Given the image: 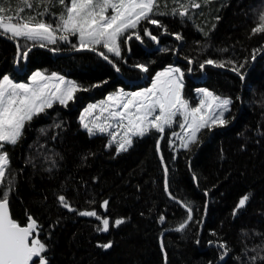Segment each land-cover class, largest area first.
<instances>
[{"label":"trees","instance_id":"16d2710c","mask_svg":"<svg viewBox=\"0 0 264 264\" xmlns=\"http://www.w3.org/2000/svg\"><path fill=\"white\" fill-rule=\"evenodd\" d=\"M30 2L19 15L53 24L64 11L56 0ZM194 2L200 7L159 0L165 14L153 18L162 27L141 21L134 29L140 40L125 44L121 37V57L107 54L119 71L96 53L78 52L72 35L47 49L35 44L25 61L17 60L23 40L0 32V78L27 82L35 71L57 73L87 89L34 116L18 143L0 150L9 157L6 177L14 178L10 214L21 226L29 215L36 220L47 264H264V32L253 33L264 0ZM180 4L187 7L183 17L173 14ZM21 6L23 0H0L6 9L0 15L15 17ZM208 59L223 66L201 68ZM141 64L148 79H141ZM171 65L184 72L187 97L199 100L196 91L207 89L232 100L226 125L201 129L187 148L175 126L152 129L119 152L109 135L84 127L86 106L119 88L137 90ZM61 195L77 211L63 206ZM183 205L191 208V220ZM86 210L107 217L109 231H98L95 217L78 214ZM116 219L124 223L114 226ZM109 242L110 248L100 246Z\"/></svg>","mask_w":264,"mask_h":264},{"label":"snow or ice","instance_id":"6c2138e0","mask_svg":"<svg viewBox=\"0 0 264 264\" xmlns=\"http://www.w3.org/2000/svg\"><path fill=\"white\" fill-rule=\"evenodd\" d=\"M56 2L64 6V11L58 17L55 26L44 20H37L32 15H19L25 11V7L28 9L33 7L30 0H23V6L18 8L15 17L0 15V30L3 34L13 40L23 39L33 42V45L25 43L23 46L17 43V60L27 59L32 46L37 42H40V47H45L44 41L49 44H56L57 40L68 42L69 35H72L78 37V45L74 44V48L95 51L97 55L108 60L119 71V67L109 59L107 53H112L120 58L121 37H124L123 43L125 44L132 39L133 34L137 40L141 39L139 33L125 36L129 29H137L141 21L162 27L160 22L153 17L165 14L159 11V0H56ZM189 3L192 7H200L194 0H189ZM180 9L174 10L173 14L178 11L181 17L185 16L187 7L180 4ZM5 11V7H0V13ZM39 14L44 15L43 12ZM258 19L259 26L253 29V33L264 32V12L259 14ZM5 20L8 22L6 23ZM143 34L152 40H157V37L152 35L147 28L143 29ZM175 38L182 39L179 34H176ZM253 59H255V55H253ZM188 62L189 64L193 63L191 59ZM205 64L223 66L222 63L208 59L201 63L200 67L204 68ZM138 67L141 71H148L147 66L143 64ZM232 70L237 71L241 79L244 78L237 68L233 67ZM182 80L181 69L169 67L156 74L151 88L128 94L120 92L108 97L113 108H122L121 111H111L110 117L120 121L117 127H126L125 139L119 143L118 152L127 151L132 146V136H143L151 128L163 133L165 127L171 126L177 116H182L184 119V123L180 124V127L187 126L190 130L187 139L182 142L185 148L190 143L196 142L197 133L201 129L211 128L213 125L224 126L228 123L224 117L225 113L230 111L229 106L232 104L230 98H220L207 89H201L199 91L205 99L200 101L199 106L190 107L188 101L182 96ZM61 85L64 87L62 88ZM98 86L94 85V87ZM80 90L86 91L87 89H81L75 82L66 81L63 76L57 73L45 75L39 71L34 72L30 77V83H13L7 76L0 79V150L4 149L6 144L16 145L18 143L23 135L26 122L31 121L34 116L46 108H51L54 101L66 105L67 101L72 100L74 94ZM208 98H211V103L207 102ZM96 107L97 105H91L88 111H92ZM205 107L210 111L203 112L202 109ZM124 121H127V125H124ZM84 127L90 134L93 133V128L88 124H84ZM96 127L100 132L105 131V127L102 125ZM159 150L158 143L157 151L159 152ZM161 161L163 163L162 156ZM8 163V153L0 151V264H47V258L43 255L47 248L45 243L38 238L36 220L29 215L28 223L21 226L10 214L9 196L14 185V178L6 177ZM165 172H167V168H165ZM169 195L171 197L170 193ZM171 198L175 199V197ZM248 199V195L242 197L238 208L244 207ZM59 200L69 211H77L68 204L64 196L61 195ZM107 205L108 201H104L101 207L106 210ZM183 206L188 207L187 205ZM188 211V219L191 220L190 207H188ZM78 214L95 217L102 224V228H99L98 231H109V219L101 217L95 210L79 211ZM163 219L164 217H161V220ZM122 223H124L122 219H116L114 226H119ZM184 227L185 224H181L176 230L180 231ZM100 246L107 249L112 244L109 242ZM34 258L36 259L34 260Z\"/></svg>","mask_w":264,"mask_h":264},{"label":"rangeland","instance_id":"374dc122","mask_svg":"<svg viewBox=\"0 0 264 264\" xmlns=\"http://www.w3.org/2000/svg\"><path fill=\"white\" fill-rule=\"evenodd\" d=\"M5 22L7 23L8 21L7 20H5ZM13 22H15V20H13ZM55 24H56V22H53V25L55 26ZM0 32H2V30H0ZM131 33H136L133 29H129V31H128V33H125V36H127L128 34H131ZM57 35H60L59 33H57ZM132 38L133 39H136V37H135V34H133L132 35ZM77 39H78V37H77ZM121 39V38H120ZM23 40V39H22ZM57 41H59V40H57ZM129 41V40H128ZM23 42H24V44L25 43H27L28 45L29 44H33V42L32 41H25V40H23ZM39 43L40 42H37L36 44L38 45V46H36V47H39V48H43V47H40L39 46ZM44 44H45V46H47V45H52V44H49V43H47L46 41H44L43 42ZM23 44V45H24ZM45 48V47H44ZM45 49H47V48H45ZM83 50H87V49H80V50H78V52L79 51H83ZM107 54H112V53H107ZM26 59H24V61H25ZM169 67H177V66H175V65H171V66H168V67H166V68H164V69H162V70H160V71H158V72H163L165 69H167V68H169ZM178 68H180V67H178ZM181 69V68H180ZM181 71H182V69H181ZM35 72H37V71H35ZM40 72V71H39ZM142 73H141V75H142V80H144V79H148V75H147V72H145V71H141ZM157 72V73H158ZM183 72V71H182ZM34 73V72H33ZM32 73V74H33ZM32 74H30L29 75V77H28V81L27 82H20V81H17V80H15L14 78H12V77H10V75H5V76H7L13 83H30V77L32 76ZM51 75V74H50ZM59 75V74H58ZM60 76H62V75H60ZM156 76V75H155ZM155 76H154V78H155ZM4 77V76H3ZM3 77H1L0 79H2ZM64 77V76H63ZM65 78V80L66 81H71V80H69L68 78H66V77H64ZM154 78H152L150 81H149V83H146V85L145 86H142L141 88H139V89H137V90H134V91H127V90H124L123 88H119V89H117V90H115V91H113V92H110V93H108L104 98H102L101 100H99V101H97V102H92L90 105H88V106H86V108L85 109H83L82 110V112H81V121H82V123H83V125L84 124H88V126L89 127H91V128H93V133H104V134H106V135H109V137L112 139V141L114 142V143H116L118 146H119V143L121 142V141H123L124 139H125V136H124V133H125V131H126V127H117V125L120 123V121L118 120V119H112L111 117H110V115H109V113L111 112V111H121L122 110V108H113L112 107V102H110L109 100H108V97L109 96H112V95H115V94H118V93H120V92H123V93H125V94H128V93H134V92H141V91H143L144 89H147V88H151L152 87V83H153V80H154ZM184 81H185V77H184V72H183V80H182V83H183V88H182V96H183V98L184 99H186L187 101H188V103H189V106L190 107H197V106H199L200 105V101L201 100H203V99H205V97L203 96V94L199 91V90H201V89H199V90H197L196 92H197V96L199 97V100L197 99V100H195V99H192V98H190V94H189V97H187L186 95H185V92H184ZM61 87L63 88L64 87V85H61ZM74 96H75V94H74ZM69 101H71V100H69ZM69 101H67V103L69 102ZM207 102L208 103H211L212 101H211V98H208V100H207ZM56 103H58V104H60L58 101H54L53 102V104H52V106L54 105V104H56ZM91 105H97V107L94 109V110H92V111H88V109H89V107L91 106ZM47 109V108H46ZM202 111L203 112H209L210 111V109H208L207 107H205L204 109H202ZM157 112H158V109H157ZM124 123V125H127V121H124L123 122ZM182 123H184V119H183V117L182 116H177L176 117V119H175V121L173 122V124L171 125V126H175L176 127V129H177V136H178V138L180 139V141H181V144H183L182 142L183 141H185L186 139H187V137H188V135L190 134V130L187 128V126H185V128H181L180 127V124H182ZM97 125H102V126H104L105 127V131L104 132H100L99 131V129H98V127H96ZM171 126H166L165 127V130L167 129V128H169V127H171ZM87 129V128H86ZM152 129H154V128H151V129H149L147 132H149V131H151ZM155 130V129H154ZM199 133V132H198ZM197 133V134H198ZM130 135V134H129ZM113 137H115V139H113ZM133 137H135V136H132V138Z\"/></svg>","mask_w":264,"mask_h":264},{"label":"water","instance_id":"95a60500","mask_svg":"<svg viewBox=\"0 0 264 264\" xmlns=\"http://www.w3.org/2000/svg\"><path fill=\"white\" fill-rule=\"evenodd\" d=\"M83 51H88V52H93V53H96L95 51H89V50H83ZM52 53H54V54H57L56 52H54V51H51ZM97 54V53H96ZM98 56H100V55H98ZM100 57H102V56H100ZM103 58V57H102ZM104 59V58H103ZM139 70H140V68H138ZM141 71V70H140Z\"/></svg>","mask_w":264,"mask_h":264},{"label":"flooded vegetation","instance_id":"af4514ba","mask_svg":"<svg viewBox=\"0 0 264 264\" xmlns=\"http://www.w3.org/2000/svg\"><path fill=\"white\" fill-rule=\"evenodd\" d=\"M33 235L35 236L36 234H35V233H33Z\"/></svg>","mask_w":264,"mask_h":264},{"label":"bare ground","instance_id":"6f19581e","mask_svg":"<svg viewBox=\"0 0 264 264\" xmlns=\"http://www.w3.org/2000/svg\"><path fill=\"white\" fill-rule=\"evenodd\" d=\"M145 80V79H144Z\"/></svg>","mask_w":264,"mask_h":264}]
</instances>
